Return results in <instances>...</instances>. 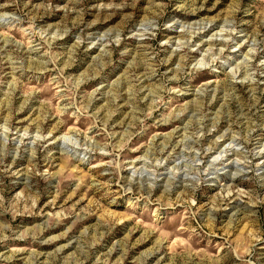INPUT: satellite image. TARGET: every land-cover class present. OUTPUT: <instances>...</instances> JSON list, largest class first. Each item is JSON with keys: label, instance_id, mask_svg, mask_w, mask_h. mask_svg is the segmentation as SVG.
I'll list each match as a JSON object with an SVG mask.
<instances>
[{"label": "rangeland", "instance_id": "1", "mask_svg": "<svg viewBox=\"0 0 264 264\" xmlns=\"http://www.w3.org/2000/svg\"><path fill=\"white\" fill-rule=\"evenodd\" d=\"M0 264H264V0H0Z\"/></svg>", "mask_w": 264, "mask_h": 264}]
</instances>
